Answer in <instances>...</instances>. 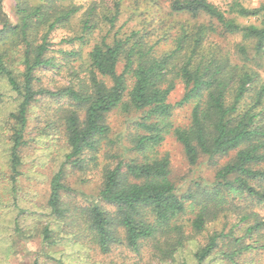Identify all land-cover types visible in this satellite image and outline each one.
<instances>
[{
    "label": "rangeland",
    "instance_id": "1",
    "mask_svg": "<svg viewBox=\"0 0 264 264\" xmlns=\"http://www.w3.org/2000/svg\"><path fill=\"white\" fill-rule=\"evenodd\" d=\"M172 1L4 0L3 9L12 24L19 23L18 9L24 5H43L58 13L76 10L66 22L57 24L49 34L46 57L53 60V65L34 72L35 89L55 92L73 87L76 90L80 82L87 83L91 71L88 54L101 39L111 44L114 38L124 39L131 33H141L148 45L152 46L154 55L162 56L177 50L181 33L186 31L192 34L199 26L211 29L199 51L216 52L219 57H227L232 64L244 65L264 81V51L255 54L253 44L242 41L239 34L225 33L219 24L205 16L193 19L187 14L172 13ZM207 1L224 12L226 17L234 19L239 26L260 24L261 16L240 18L230 14L228 9L232 0ZM114 2H119L120 13L114 26L110 27L103 17L109 14ZM236 2L244 8L257 9L264 0ZM86 18L90 19L94 27L84 40L64 43L81 35L82 23ZM45 32L42 26L29 31L31 44H39ZM238 45L248 48L245 61L241 60L237 52ZM189 51L190 46L184 45L173 59L174 88L168 97V103L173 106L185 94L184 85L175 79L174 74ZM23 52V43H14L10 35L0 39V54H7L6 61L19 81L23 73ZM123 67L124 59L121 58L117 72L121 73ZM254 89L249 90L241 105L242 109L252 104ZM18 104L19 98L10 91L6 81L0 79V264H33L35 260L40 264H199L195 259L196 252L206 245L209 237L215 235L219 236L216 248L200 264H264V249H245L256 243L264 246V226L253 228L247 233L254 224L264 222V203L244 196L228 199L221 210L214 211L208 198L210 184L214 182L217 171L233 161L235 151L211 158L200 154L197 164L191 166L173 134L175 129L189 127L194 101L174 107L164 122L163 141L155 150L158 157L168 159V179L186 201L184 213L174 222L182 232L184 244L171 260H164L156 252L152 240L144 241L138 253L122 244L102 254L90 241L86 230L89 207L97 205L109 215L114 213L113 206L96 200L103 176L106 170H111L120 161L136 158L131 151L132 142L144 134L137 123L143 119L146 111L114 110L106 115L105 124L109 133L97 140L96 150L85 151L78 167H64L63 182L69 192L61 194L60 203L66 213L63 218H55L50 214L47 201L51 178L68 154L64 117L69 110H75L82 121L84 110L67 98L37 97L28 111L25 145L19 150V175L13 179L10 149L16 125L12 116L16 114ZM151 122L154 120L151 119ZM262 169L264 163L254 166V170ZM250 184L259 190L264 187V183ZM202 211H207L203 229L196 231L192 222ZM46 226L51 231V242L42 244V230ZM116 231L123 237L122 230ZM160 241L161 248H165V241Z\"/></svg>",
    "mask_w": 264,
    "mask_h": 264
},
{
    "label": "trees",
    "instance_id": "2",
    "mask_svg": "<svg viewBox=\"0 0 264 264\" xmlns=\"http://www.w3.org/2000/svg\"><path fill=\"white\" fill-rule=\"evenodd\" d=\"M3 1L0 0V39L10 35L14 43L18 41L24 47L21 81L8 65L7 54H0V79H4L10 91L19 98L16 114L12 116L16 125L10 149L13 179L19 175V150L25 145L28 111L37 97L67 98L84 110L82 121L75 110H69L64 117L68 154L50 181L47 207L52 216L65 217L66 212L60 203L61 194L69 192L63 182L65 165L78 167L85 151L96 150L97 140L109 133L106 115L114 110L146 111L137 123L144 134L132 142L131 151L136 158L120 161L111 170H106L103 176L96 200L113 206L114 213L109 215L97 205L89 207L86 230L90 241L102 254L122 244L138 253L144 241L152 240L156 252L164 260L173 259L184 244L182 232L174 222L184 213L186 201L168 179V159L158 157L155 150L163 141L165 119L174 107L190 101L195 104L189 127L173 132L189 165L195 166L200 154L211 158L235 151L233 161L218 170L210 184L208 198L214 211L221 210L228 199L244 196L264 203V187L259 190L250 184L264 183V169L254 170V166L264 163V81L244 65L232 64L227 57H219L216 52L199 51L211 29L199 26L192 34L181 33L177 50L162 56L154 55L152 46L141 33H131L124 39L114 38L111 44L101 39L88 54L91 71L87 83L80 82L76 90L66 87L51 92L34 88V72L53 65V60L46 57L48 36L57 24L66 22L76 10L58 13L43 5L18 6L19 23L12 24L4 12ZM119 9V2H114L109 14L103 17L110 27L114 26ZM170 11L187 14L193 19L205 16L219 24L225 33L239 34L242 41L253 44L255 54L264 51V3L257 9H247L232 0L228 9L230 14L240 18L261 16L258 26H239L207 0H173ZM39 26L46 32L39 44L32 45L28 32ZM93 27L89 18L84 19L81 35L64 43L83 41ZM184 45L190 46L189 55L181 61L174 77L184 85L185 94L173 106L168 103L174 88L173 59ZM237 52L241 60L247 59V46L238 45ZM121 58L124 59V67L118 73ZM252 88H255L252 104L242 109L241 105ZM206 213L200 212L192 222L196 231L203 229ZM254 225L248 234L253 228L264 226V222ZM116 230H122L123 237ZM50 235L49 227L43 228L42 244L51 242ZM161 239L165 241V248L160 246ZM218 241L219 236H211L196 252L195 259L199 264L216 248ZM245 249H264V246L256 243ZM33 264L40 263L35 260Z\"/></svg>",
    "mask_w": 264,
    "mask_h": 264
}]
</instances>
